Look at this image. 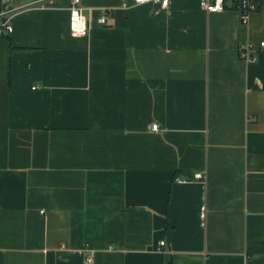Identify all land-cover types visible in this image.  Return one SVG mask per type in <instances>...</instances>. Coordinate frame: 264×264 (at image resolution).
Masks as SVG:
<instances>
[{
	"label": "crops",
	"instance_id": "obj_1",
	"mask_svg": "<svg viewBox=\"0 0 264 264\" xmlns=\"http://www.w3.org/2000/svg\"><path fill=\"white\" fill-rule=\"evenodd\" d=\"M37 1L0 36V264H264V11L82 0L75 38Z\"/></svg>",
	"mask_w": 264,
	"mask_h": 264
},
{
	"label": "built area",
	"instance_id": "obj_2",
	"mask_svg": "<svg viewBox=\"0 0 264 264\" xmlns=\"http://www.w3.org/2000/svg\"><path fill=\"white\" fill-rule=\"evenodd\" d=\"M11 1L0 0V36L11 34L14 31L11 20L19 10H12L10 8ZM59 1L61 0H38L37 4L41 8H55L58 6ZM67 2L70 13L69 31L71 36L75 38L87 36L90 31V21L85 15L82 0H67ZM170 4L171 0H129V2L123 5V8L129 9L133 6L156 5L161 9H167ZM199 7L201 10L211 14L221 13L227 8L232 7L240 12L242 21L247 22L253 13L264 11V0H199ZM113 11V9H104L99 23L106 25L108 18L113 15ZM260 46L264 48V41L261 42ZM257 52L258 50L255 45L250 42L241 44L239 48L240 57L249 64L257 62ZM152 130L158 131L159 125L153 124ZM164 244L165 242H161V245ZM86 264H94L93 255L87 257Z\"/></svg>",
	"mask_w": 264,
	"mask_h": 264
}]
</instances>
